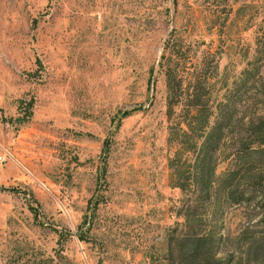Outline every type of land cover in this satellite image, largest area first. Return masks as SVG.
Segmentation results:
<instances>
[{"label":"rangeland","instance_id":"rangeland-1","mask_svg":"<svg viewBox=\"0 0 264 264\" xmlns=\"http://www.w3.org/2000/svg\"><path fill=\"white\" fill-rule=\"evenodd\" d=\"M166 64L230 108L229 151L264 111V0H0V264H178L185 217L216 264H264L241 242L262 202L173 188L191 156L167 142Z\"/></svg>","mask_w":264,"mask_h":264},{"label":"trees","instance_id":"trees-1","mask_svg":"<svg viewBox=\"0 0 264 264\" xmlns=\"http://www.w3.org/2000/svg\"><path fill=\"white\" fill-rule=\"evenodd\" d=\"M160 67L163 68V65L160 64ZM176 75L166 64L164 79L167 120L172 119L173 108L177 103L182 101L184 107L182 119L177 122V126L168 128L167 142L176 149L175 157L179 155L180 149L183 154H189L191 165L185 176L174 179L173 188L189 194L202 193L204 197L211 196L215 189L227 202L235 203L233 196H237L238 204L248 205L255 199L264 204V111L248 116L244 123L240 120L245 137H236V144L229 145V151L225 152V144L233 136L230 108L220 106L213 113L200 93L195 91L187 95L182 90L181 78ZM30 107L31 101L26 105L23 120L30 116ZM16 120L19 122V119ZM220 154L226 166L214 177L216 159ZM187 218L186 232L171 239L179 259L178 264H216L218 261L215 260L212 234L208 232L202 235L195 231L197 226L193 224V219ZM249 233L250 236L241 241L243 255L256 257L263 254L264 236Z\"/></svg>","mask_w":264,"mask_h":264},{"label":"built area","instance_id":"built-area-1","mask_svg":"<svg viewBox=\"0 0 264 264\" xmlns=\"http://www.w3.org/2000/svg\"><path fill=\"white\" fill-rule=\"evenodd\" d=\"M2 157H3V156H0V162L2 161Z\"/></svg>","mask_w":264,"mask_h":264}]
</instances>
